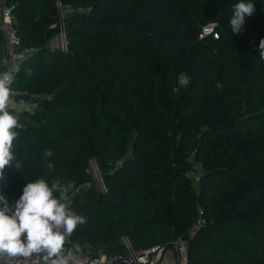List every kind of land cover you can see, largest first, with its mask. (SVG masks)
Masks as SVG:
<instances>
[{
  "label": "trees",
  "instance_id": "16d2710c",
  "mask_svg": "<svg viewBox=\"0 0 264 264\" xmlns=\"http://www.w3.org/2000/svg\"><path fill=\"white\" fill-rule=\"evenodd\" d=\"M238 2L9 0L29 50L11 87L32 107L0 194L11 204L28 182H71L70 210L85 219L71 241L93 257L125 258L121 238L133 251L185 240L186 264H264V0L237 35ZM57 3L70 10L61 26ZM208 23L216 38L199 39ZM59 33L65 48L49 47ZM90 160L99 193L81 188ZM198 210L205 223L188 238Z\"/></svg>",
  "mask_w": 264,
  "mask_h": 264
},
{
  "label": "clouds",
  "instance_id": "9594fccd",
  "mask_svg": "<svg viewBox=\"0 0 264 264\" xmlns=\"http://www.w3.org/2000/svg\"><path fill=\"white\" fill-rule=\"evenodd\" d=\"M255 5L252 0H239L233 5L229 24L234 34L243 31L245 18L253 15ZM258 51L264 60V38L259 42ZM18 68H7L0 73V177L6 166L14 160L13 142L17 138L16 129L21 127L20 114L24 110L23 102L19 108L10 111L12 104V84ZM31 75V69L27 70ZM191 78L181 73L178 83L187 87ZM221 87V85H217ZM50 150L45 156H51ZM17 168L19 164L15 165ZM51 168L52 165L49 164ZM74 185L53 180L51 186L43 179L26 183L22 195L9 203L5 195L0 194V257L23 258L25 261L34 255L43 256L45 264H72L74 255L64 253L66 237L85 219L76 215L69 207V193ZM58 193L59 195H54Z\"/></svg>",
  "mask_w": 264,
  "mask_h": 264
},
{
  "label": "built area",
  "instance_id": "2783aa9c",
  "mask_svg": "<svg viewBox=\"0 0 264 264\" xmlns=\"http://www.w3.org/2000/svg\"><path fill=\"white\" fill-rule=\"evenodd\" d=\"M9 0H0V37H1V47L2 51L0 54V73H3L7 68H18L21 59L29 52L28 49H21L20 42L18 37L16 36L15 30L13 28L14 18L11 14L12 6L8 4ZM57 10L58 7L63 8L66 13L70 12L67 7H61L58 3L56 4ZM58 17L59 24L61 26L62 20ZM215 24L208 23L201 27L200 34L198 36L199 39L210 36L212 39L216 38V34L214 32ZM57 36L63 39V44L59 49L65 48V41L62 33H59ZM56 36V37H57ZM57 48V47H55ZM13 91L12 104L10 105V111H15L19 108L20 104L16 103L15 97L18 96V92ZM94 161V160H93ZM90 162V161H89ZM88 162V163H89ZM191 168L187 172V176L190 178L193 184H196L200 173L201 167L194 160L190 159ZM88 165V164H87ZM97 167V166H96ZM93 168V167H91ZM95 168V167H94ZM86 171L89 174L88 168ZM98 171V169H97ZM90 175V174H89ZM90 183H86L82 185V189L88 188ZM101 191L104 190L103 185H101ZM69 206L71 203V198L69 199ZM205 223L204 218L202 217V213L200 210L197 212V218L188 230L187 236L191 238L198 231L200 226ZM121 245L126 250L125 258H121L119 256H110L107 257L103 254H99L98 256L93 257L88 250H85L74 244L71 241V234L66 237L64 244V253L74 255V260L72 264H114L118 261H123L128 264H154L157 256L161 252L162 248L158 245H153L149 248L139 251H133L130 248L129 242L125 238L120 239ZM186 241L185 240H177L173 243L176 252V264H186ZM0 264H45L43 256L34 255L27 261L23 258H9V257H0Z\"/></svg>",
  "mask_w": 264,
  "mask_h": 264
},
{
  "label": "rangeland",
  "instance_id": "374dc122",
  "mask_svg": "<svg viewBox=\"0 0 264 264\" xmlns=\"http://www.w3.org/2000/svg\"><path fill=\"white\" fill-rule=\"evenodd\" d=\"M65 13L66 12L63 8L58 7L57 15L59 16V18H61V20L63 19ZM62 44H63V39L61 37L57 36V37L53 38L52 41L49 42V47L60 48ZM28 107L29 108L31 107L30 103L28 104ZM28 107L24 106V108H28ZM91 167H93V168H91ZM87 168L89 170V174L91 177V182H90V185L88 186V188H91L95 193H99L102 190L101 189L102 182H101L99 172L97 171L95 161L90 160V162L87 165ZM81 191H83V190H80L78 193H80Z\"/></svg>",
  "mask_w": 264,
  "mask_h": 264
},
{
  "label": "crops",
  "instance_id": "0c3cea01",
  "mask_svg": "<svg viewBox=\"0 0 264 264\" xmlns=\"http://www.w3.org/2000/svg\"><path fill=\"white\" fill-rule=\"evenodd\" d=\"M29 103L31 104V102H28V103L23 104V105L28 107ZM31 107H32V104H31ZM30 108L28 107V108H24V109H30ZM164 249H162L161 252L159 253V255L157 256L155 263H157V264H176L175 248L172 246L171 248H168L166 250H164Z\"/></svg>",
  "mask_w": 264,
  "mask_h": 264
},
{
  "label": "water",
  "instance_id": "95a60500",
  "mask_svg": "<svg viewBox=\"0 0 264 264\" xmlns=\"http://www.w3.org/2000/svg\"><path fill=\"white\" fill-rule=\"evenodd\" d=\"M162 249H164V248H162Z\"/></svg>",
  "mask_w": 264,
  "mask_h": 264
}]
</instances>
